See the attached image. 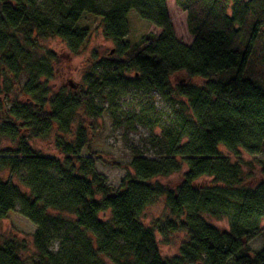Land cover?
Segmentation results:
<instances>
[{
    "label": "trees",
    "instance_id": "1",
    "mask_svg": "<svg viewBox=\"0 0 264 264\" xmlns=\"http://www.w3.org/2000/svg\"><path fill=\"white\" fill-rule=\"evenodd\" d=\"M175 2L190 46L177 39L166 0H0V139L16 146L0 169L21 184L0 176V223L18 207L36 226L33 255L25 240L0 234V264H264V246L251 245L264 238V163L250 186L248 163L221 151L264 153V0ZM131 11L161 33L128 40ZM89 18H100L115 57L94 62L78 89H56L65 59L44 41L62 39L79 55ZM179 74L187 81L172 88ZM131 90L171 91L178 102L166 125L147 113L126 118L130 128L161 132L151 140L157 156L135 152L133 173L115 189L95 153H83L92 122L105 111L119 120L117 101ZM50 137L57 156L32 146ZM185 167L175 186L156 181ZM157 203L163 215L145 225ZM178 235L177 254L164 258L157 236L169 244Z\"/></svg>",
    "mask_w": 264,
    "mask_h": 264
},
{
    "label": "rangeland",
    "instance_id": "2",
    "mask_svg": "<svg viewBox=\"0 0 264 264\" xmlns=\"http://www.w3.org/2000/svg\"><path fill=\"white\" fill-rule=\"evenodd\" d=\"M166 4L177 39L183 44L190 46L194 38L189 32L187 14L177 6L175 0H166ZM128 20L130 32L127 39L132 42L138 41L143 36L150 34L159 35L161 33V29L142 19L136 11L130 12ZM83 24L90 27L91 35L77 56L69 52L62 39L53 38L44 41L45 47L64 56L63 58L65 59L58 70L59 72L54 84L56 89H78L83 85L86 72L94 62H101L102 60L115 57V45L104 36L100 18H89ZM186 81V76L179 74L172 79V88ZM177 102V98H175L171 91L167 96H162L155 92L144 94L133 90L129 91L126 97L120 98L117 101L119 120L114 122L109 112L105 111L101 118L92 122L90 144L83 154L87 156L90 153H95L93 158L96 170L107 178L109 185L117 189L127 174L133 173L130 161L135 152H141L150 158L157 156V150L152 146L151 140L161 132L160 129L151 132L147 126L141 124H136L134 128H130L127 125L126 118L132 113L140 115L147 113L150 119L157 118L161 124L166 125L172 115V109ZM105 108L107 109L108 106L105 105ZM32 146L43 155H58L54 147L53 137L32 142ZM15 148L16 146L13 142L1 138L0 158L10 156L11 151ZM221 151L234 162L243 161L248 163L249 166L246 169L252 175L251 178H248L250 186L255 185L259 181L261 167L264 163V153L249 155L240 150L238 154H230L224 148H221ZM186 171L187 168L185 167L180 173L169 177H161L156 179V181L166 186H175L181 181L182 175ZM0 176L21 186L19 179L13 177L9 171L0 169ZM209 181H211V178H203L200 180V183ZM21 188L26 191L23 187ZM163 213L164 208L162 203L148 207L144 215L145 225H150L152 221L160 218ZM102 217L107 219L109 215L102 214ZM209 222L218 229H229V220L227 219L218 220L210 217ZM262 226L264 227V221ZM35 230L36 226L19 213L18 207L9 214L7 219L0 223V234L7 238H15L28 242L30 255L35 253L32 245V234ZM157 239L162 256L164 258H171L177 254L183 236L178 235L172 238V242L169 244H166L160 236H157ZM251 245L255 250L261 249L264 246V238H256Z\"/></svg>",
    "mask_w": 264,
    "mask_h": 264
}]
</instances>
